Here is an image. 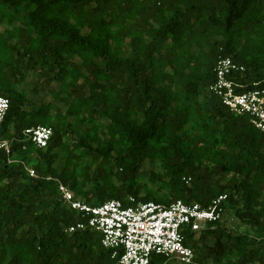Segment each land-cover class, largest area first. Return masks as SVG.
<instances>
[{"label":"trees","instance_id":"trees-1","mask_svg":"<svg viewBox=\"0 0 264 264\" xmlns=\"http://www.w3.org/2000/svg\"><path fill=\"white\" fill-rule=\"evenodd\" d=\"M219 58L244 67L238 93L264 89V0H0L4 130L19 161L0 150V264H118L98 232H68L82 218L57 181L93 206L208 208L227 194L223 219L185 244L196 264H264V135L209 91ZM37 71L59 84L55 116L15 88ZM38 126L53 130L46 148L22 142Z\"/></svg>","mask_w":264,"mask_h":264},{"label":"built area","instance_id":"built-area-1","mask_svg":"<svg viewBox=\"0 0 264 264\" xmlns=\"http://www.w3.org/2000/svg\"><path fill=\"white\" fill-rule=\"evenodd\" d=\"M245 69L231 58H219L214 72L215 83L209 91L237 115L250 117L252 125L264 135V89L255 88L243 93L236 91L232 76ZM10 109V100L0 96V150L8 161L19 163L13 156V139L5 135L4 122ZM22 142L31 141L37 148H46L53 135L49 127L38 126L25 131ZM26 149V145L23 146ZM31 177H37L35 169L23 163ZM61 199L71 210L81 216V221L71 225L68 232L87 228L101 235L102 246L111 251L118 264H151L154 256L176 260L182 264H196L193 250L185 244V231H201L207 224L223 219L227 194L218 196L210 207L199 203L188 204L182 200L163 206L155 202L137 203L130 196V206L121 200H110L93 206L75 197L74 192L57 181Z\"/></svg>","mask_w":264,"mask_h":264},{"label":"rangeland","instance_id":"rangeland-1","mask_svg":"<svg viewBox=\"0 0 264 264\" xmlns=\"http://www.w3.org/2000/svg\"><path fill=\"white\" fill-rule=\"evenodd\" d=\"M101 64H103L101 62ZM17 90H24L27 92L30 102L34 104H52L53 102L56 104L55 107L51 109V114L55 116L57 108L62 107V105L57 104L54 100L55 93L59 89L58 83H53L50 87L46 86L45 77L41 74L40 71L31 73L26 80V82L22 85L15 86ZM31 108V103H27V109ZM65 109V108H64ZM65 111V110H64ZM32 163H29L31 166ZM146 170L151 174L153 171H158L157 167H153L146 163ZM228 218V216H226ZM236 221H234V224Z\"/></svg>","mask_w":264,"mask_h":264}]
</instances>
